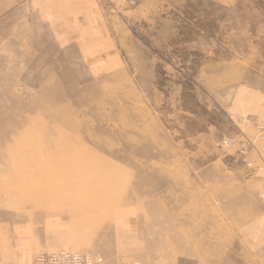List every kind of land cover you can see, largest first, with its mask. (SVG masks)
<instances>
[{
  "label": "rangeland",
  "instance_id": "rangeland-1",
  "mask_svg": "<svg viewBox=\"0 0 264 264\" xmlns=\"http://www.w3.org/2000/svg\"><path fill=\"white\" fill-rule=\"evenodd\" d=\"M264 264V0H0V264Z\"/></svg>",
  "mask_w": 264,
  "mask_h": 264
},
{
  "label": "built area",
  "instance_id": "built-area-1",
  "mask_svg": "<svg viewBox=\"0 0 264 264\" xmlns=\"http://www.w3.org/2000/svg\"><path fill=\"white\" fill-rule=\"evenodd\" d=\"M109 3H118L122 0H104ZM100 260H96L88 255L79 253H71L60 251L52 254H41L37 256L34 264H98Z\"/></svg>",
  "mask_w": 264,
  "mask_h": 264
}]
</instances>
